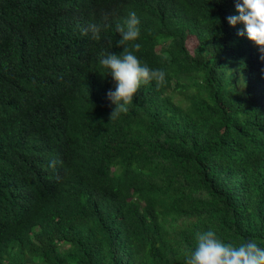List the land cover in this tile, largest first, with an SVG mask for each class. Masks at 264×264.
<instances>
[{
	"label": "trees",
	"instance_id": "obj_1",
	"mask_svg": "<svg viewBox=\"0 0 264 264\" xmlns=\"http://www.w3.org/2000/svg\"><path fill=\"white\" fill-rule=\"evenodd\" d=\"M130 10L127 46L165 83L110 120L99 54L123 51ZM232 15L235 0H0V264H184L207 230L264 248V60Z\"/></svg>",
	"mask_w": 264,
	"mask_h": 264
},
{
	"label": "clouds",
	"instance_id": "obj_2",
	"mask_svg": "<svg viewBox=\"0 0 264 264\" xmlns=\"http://www.w3.org/2000/svg\"><path fill=\"white\" fill-rule=\"evenodd\" d=\"M235 9L238 15L227 17L228 23L235 27L238 23L244 29L238 35L252 41L260 50V59L264 60V0H235ZM139 19L135 11H129L123 23L115 25L120 35L117 46L123 51L117 55L101 52L99 64L107 69L115 82V90L107 93L108 99L115 107L110 114V120L116 119L121 113L128 112V105L142 84L155 81L160 87L165 83V72L151 69L147 64H141L134 54L141 45L136 43L130 49L129 42L139 38ZM109 27L108 24H89L83 29L85 35L91 33V39L99 41L101 32ZM184 264H264V248L258 246L254 239L241 242L238 245L224 243L217 238L213 230L198 231L195 233V246L184 254Z\"/></svg>",
	"mask_w": 264,
	"mask_h": 264
},
{
	"label": "rangeland",
	"instance_id": "obj_3",
	"mask_svg": "<svg viewBox=\"0 0 264 264\" xmlns=\"http://www.w3.org/2000/svg\"><path fill=\"white\" fill-rule=\"evenodd\" d=\"M197 38L195 36H190L186 40L187 47L193 51V48L196 46Z\"/></svg>",
	"mask_w": 264,
	"mask_h": 264
}]
</instances>
